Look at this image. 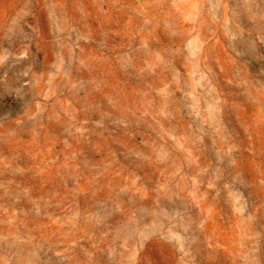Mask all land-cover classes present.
Here are the masks:
<instances>
[{"label":"rangeland","instance_id":"1","mask_svg":"<svg viewBox=\"0 0 264 264\" xmlns=\"http://www.w3.org/2000/svg\"><path fill=\"white\" fill-rule=\"evenodd\" d=\"M0 264H264V0H0Z\"/></svg>","mask_w":264,"mask_h":264}]
</instances>
